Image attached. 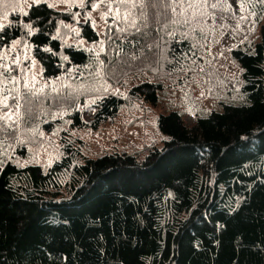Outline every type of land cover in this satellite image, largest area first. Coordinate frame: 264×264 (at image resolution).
Wrapping results in <instances>:
<instances>
[{"label":"trees","instance_id":"1","mask_svg":"<svg viewBox=\"0 0 264 264\" xmlns=\"http://www.w3.org/2000/svg\"><path fill=\"white\" fill-rule=\"evenodd\" d=\"M257 2L261 18L264 4ZM158 10L164 0H135L134 27H108L101 57L113 85L134 71L180 63L191 51L187 39L162 43L166 21L153 15ZM24 12L3 24L0 50L25 38L44 80H92L93 54L57 35L73 12L46 1ZM79 29L98 41L89 20ZM231 55L241 70L242 100L192 124L177 109L160 113L163 144L143 156L116 149L85 156L82 140L67 132L60 157L46 169L14 159L27 153L19 133L38 123L50 129L59 121L54 110L68 109L70 126L95 130L128 98L156 104L161 82L141 79L126 97L102 92L89 103L90 121L78 106L93 93L37 96L25 89L14 114L0 118V145L13 152L0 158V264H264V22L251 48H233Z\"/></svg>","mask_w":264,"mask_h":264},{"label":"rangeland","instance_id":"2","mask_svg":"<svg viewBox=\"0 0 264 264\" xmlns=\"http://www.w3.org/2000/svg\"><path fill=\"white\" fill-rule=\"evenodd\" d=\"M40 1L73 12V21L61 22L57 35L63 43L79 45L93 54V62L88 65L92 70L87 74L92 80L72 79V82H68L64 77L44 80L39 62L31 55V45L25 38H18L0 50V118L14 114L16 100L25 89L37 96L93 93L86 98L84 105L78 106L82 119L90 121L93 111L89 103L104 91L115 90L126 97L130 87L141 79L161 82L163 85L156 104L127 97L117 115L95 130L70 126L71 121L65 117L70 111L65 108L53 111L52 117L59 121L50 129L40 128V123L23 129L22 137L20 133L18 135L21 140L18 141L25 145L27 153L25 157L15 155V161L21 165L39 164L44 169L60 157L61 138L67 132L71 140H82L80 150L85 156H96L115 149L141 152L140 156H143L150 147L163 144L164 136L157 125L160 113L177 109L185 123L192 124L198 115L212 109H221L224 103L240 102L241 70L233 59L231 50L236 47L251 48L258 39L264 22V16L260 18L256 11L258 0H227L226 10L209 9L215 19L206 18L202 21L203 32L200 28L189 32L187 27L166 21L168 26L163 25L161 28L162 43L167 45V41L173 38L187 39L191 44L189 54L177 64L168 62L169 66L162 62L147 70L134 71L132 75L123 76L124 80L113 85L105 75L104 59L101 57L106 52L108 43L106 31L108 27H113L116 31L122 26L134 27L136 16L133 1L121 3L120 0H91L89 7H85L87 0ZM31 3L32 0H6L4 5H0V24L7 23L12 13L24 12ZM159 14L160 10L153 11L156 18ZM85 20H89L98 32V41L89 42L81 37L79 22ZM25 82L29 84V88L24 87ZM40 89L43 91H39ZM12 155L10 145L3 148L0 145V158H11Z\"/></svg>","mask_w":264,"mask_h":264},{"label":"snow or ice","instance_id":"3","mask_svg":"<svg viewBox=\"0 0 264 264\" xmlns=\"http://www.w3.org/2000/svg\"><path fill=\"white\" fill-rule=\"evenodd\" d=\"M39 2L40 0H32V4H38ZM120 2L125 3L126 0H120ZM259 2L264 4V0H259ZM5 3L6 0H0V5H4ZM226 3L227 0H165L164 10L160 14V19L161 22L167 21L171 24L187 27L189 32H195L197 28H200L201 32H203L204 28L201 27L202 21L206 18L215 19V16L209 11V9L226 10ZM24 15H28V13L24 12ZM142 15H144V13H142ZM117 18L119 19V16ZM4 19H7V12L4 13ZM24 26L26 28L30 27L28 24H25ZM167 26L166 23L165 27ZM3 28L4 25L0 24V30ZM45 50L47 51V49ZM65 59H67V57H65ZM24 87L29 88V84L25 82ZM39 91L42 92L43 89H40Z\"/></svg>","mask_w":264,"mask_h":264}]
</instances>
